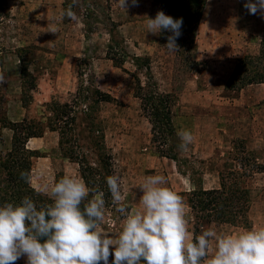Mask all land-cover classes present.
<instances>
[{
    "label": "rangeland",
    "instance_id": "rangeland-1",
    "mask_svg": "<svg viewBox=\"0 0 264 264\" xmlns=\"http://www.w3.org/2000/svg\"><path fill=\"white\" fill-rule=\"evenodd\" d=\"M196 2L185 12L199 20L196 30L188 32L184 26L178 38L182 48L170 52L161 32L152 36L146 23L142 27L159 11L175 19L160 0H138L136 7L128 0L127 10L118 0H0V61L13 55L7 68L14 70L20 55L43 77L42 68L49 70L50 63L62 69L66 60L72 62V90H62L49 109L58 110V118L66 122L57 123L67 129L62 150L79 165L92 189L88 199L103 193L106 229L120 231L123 222L106 183L111 175L120 177L130 211L139 206V185L149 176L163 175L183 197L193 236L208 227L218 233L264 227V172L246 177L241 170L253 168L255 162L264 166V84L239 91L229 90L228 84L239 59H262L264 67V14H251L244 7L248 0ZM70 6L75 21L65 15ZM130 10L142 11L135 15ZM111 58L126 59L120 65ZM137 58L149 60L150 72ZM15 76L11 73L7 79L14 83ZM148 85L177 97L172 108L176 136L174 146L169 144L177 161L162 157L154 143L153 126L137 98L149 94ZM231 86L239 87L235 81ZM97 89L107 96L101 103ZM4 96L0 91L1 118ZM182 130L193 136L186 149L180 148ZM72 132L78 135L76 142ZM233 173L240 174V183L253 198L248 221L232 225L197 220L190 205L192 193L219 189ZM113 259L110 255L109 264ZM15 264H27V257Z\"/></svg>",
    "mask_w": 264,
    "mask_h": 264
},
{
    "label": "clouds",
    "instance_id": "clouds-1",
    "mask_svg": "<svg viewBox=\"0 0 264 264\" xmlns=\"http://www.w3.org/2000/svg\"><path fill=\"white\" fill-rule=\"evenodd\" d=\"M127 10L128 0H118ZM138 6V0H131ZM251 14H264V0H248L244 5ZM65 15L76 20L71 6ZM183 19H173L163 11L148 18L149 33L161 30L172 33L164 45L170 52L179 50ZM180 148L193 141L191 132H178ZM26 183H32L29 172H21ZM112 203L123 217L116 234L105 231L103 193L88 199L86 183L65 174L44 190L52 203L37 207L31 197L20 203L0 206V264H15L22 256L27 264H264V227L236 233H218L202 228L193 236L189 229L183 197L168 186L163 175H152L139 185L142 196L135 210H128L117 175L106 178ZM87 200V203H84ZM83 203V208L81 207ZM110 247L114 251H110Z\"/></svg>",
    "mask_w": 264,
    "mask_h": 264
},
{
    "label": "trees",
    "instance_id": "trees-1",
    "mask_svg": "<svg viewBox=\"0 0 264 264\" xmlns=\"http://www.w3.org/2000/svg\"><path fill=\"white\" fill-rule=\"evenodd\" d=\"M164 6L168 8V13L175 16V19H183L181 30L184 26L189 29L196 30L199 20L194 14L189 17L186 16V9L192 4H196V0H160ZM195 30H193L195 32ZM166 35H172L171 32L161 30V41L166 39ZM179 49H181L180 39L176 41ZM110 54V52H109ZM112 59V58H111ZM126 59V58H125ZM125 59L115 62L123 65ZM144 61L146 70L150 72V63L146 58H137V63ZM262 59L254 60L253 58L245 57L238 60V65L235 73L229 81V90L239 91L246 86L252 84H264V67H261ZM143 64H139V68H144ZM235 81L239 85L238 88L231 86ZM142 91L144 88L141 87ZM150 90L149 94L139 96L143 111L147 114L152 126L154 143L157 144L158 153L162 157L177 161L176 156L173 154L175 128L173 126V114L172 108L177 103V97L175 94H162L155 86H147ZM100 98L107 97L104 92L97 89L94 90ZM103 102V99L98 103ZM48 106V110L55 113L54 117H51L49 126L54 131H59L61 134V146L62 140L66 136L64 128L57 127V123L61 122L65 124L63 120L58 117V110L52 111ZM68 108V105H65ZM62 116H64L62 114ZM0 122L6 127H10L15 131V138L13 141V147L11 151L2 154L0 156V206L5 203L18 204L25 197H31L37 204V207L47 206L51 204L47 201V197L38 193L31 184L25 182L21 178V172L31 173V152L26 150L25 144L30 138L43 136L44 129L41 124L37 123H23L13 124L5 116L0 117ZM72 141L76 142L78 135L72 132ZM78 143V141H77ZM171 147H170V145ZM63 147V146H62ZM169 147L171 149H169ZM72 160V159H71ZM73 161V160H72ZM75 162V161H74ZM241 167L246 177H251L256 172H264V166H260L257 162L254 163L253 168L250 166ZM239 173H233L229 177L225 178L219 189L204 190L200 189L192 193L190 205L197 220H205L208 223L218 224H240L241 222L248 221V215L250 214L253 198L251 192L247 186H244L239 181ZM84 177V176H83ZM86 181V178H84ZM50 200V199H49Z\"/></svg>",
    "mask_w": 264,
    "mask_h": 264
},
{
    "label": "crops",
    "instance_id": "crops-1",
    "mask_svg": "<svg viewBox=\"0 0 264 264\" xmlns=\"http://www.w3.org/2000/svg\"><path fill=\"white\" fill-rule=\"evenodd\" d=\"M130 11H133L136 15L142 10ZM135 22L129 23V26L132 27ZM145 23V21L142 22V27ZM151 35L156 34L151 33ZM155 41L156 39H154ZM9 56V59L8 56H4L3 60L0 61V91H4V98L7 102L3 109L4 116L13 124L34 122L42 125L44 129L43 136L28 139L25 147L32 154L31 186L38 193L50 199L44 190L45 185L51 186L65 174L74 175L85 182L79 165L64 155L60 132L52 130L49 126L53 113L48 111V106L57 99L59 94L64 93L62 90L67 92L72 90L70 87L72 85V62L69 64V61L66 60L65 65L67 67L63 66L62 69L55 68L54 62L53 64L50 63L49 70L42 68V70L46 71L42 77L36 73L38 69L32 70V66L30 67L25 58L20 55H16V64L18 66L14 70L10 67L7 68V63L12 59L13 55ZM49 56L54 59L62 57V55L57 54H49ZM55 70H58L59 75H57ZM53 71L55 72L54 75L52 74ZM11 73L16 75L14 83L7 79V75ZM29 81L31 82L29 83ZM247 91L249 90L247 89ZM14 138L15 131L0 122V156L11 151ZM106 230L113 235L119 232L115 227L111 230ZM110 251H114V249L110 247Z\"/></svg>",
    "mask_w": 264,
    "mask_h": 264
}]
</instances>
